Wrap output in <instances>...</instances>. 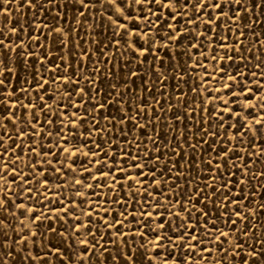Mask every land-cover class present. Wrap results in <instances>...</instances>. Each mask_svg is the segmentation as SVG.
I'll return each mask as SVG.
<instances>
[{"label":"snow or ice","instance_id":"snow-or-ice-1","mask_svg":"<svg viewBox=\"0 0 264 264\" xmlns=\"http://www.w3.org/2000/svg\"><path fill=\"white\" fill-rule=\"evenodd\" d=\"M11 4L0 264H264V0Z\"/></svg>","mask_w":264,"mask_h":264},{"label":"rangeland","instance_id":"rangeland-1","mask_svg":"<svg viewBox=\"0 0 264 264\" xmlns=\"http://www.w3.org/2000/svg\"><path fill=\"white\" fill-rule=\"evenodd\" d=\"M17 7L18 6L16 4V0H12V4L8 6L9 17H10L9 18V28H11V25L15 24L18 20L25 21L24 28H25L26 31L24 33H21V35L24 37V40L26 41L27 40V34L26 33H27V31H30V29L27 28V23H26V21L28 20V16L24 14V12H25L24 9H21L19 12L16 11ZM69 15H71V13H69ZM0 18H2V17H0ZM262 19H264V17H262ZM0 26H2V25H0ZM76 27L79 28L80 24H76ZM90 27H91V21H89L88 24L86 25V28H90ZM106 31H107L106 29L104 31H100L96 38L99 40L103 35L106 34ZM258 34L260 36L261 41H264V25H260L259 26ZM252 38L253 37L250 35L248 37V41H251ZM77 39L79 40L80 37L78 36ZM85 39H90V38L85 36ZM81 43H83V41H81ZM84 47L91 48V49H93V51H95V46L92 45L90 42L88 44H85ZM37 51H42V49L38 48ZM74 52H75V58L77 60H79V58L82 56V52H81L79 46L74 49ZM56 53H59L60 55H70V54H67L66 51H62L61 48L58 46L56 49L51 50L49 52V56L52 57V58H55ZM257 54H259V53H257ZM100 55L101 54L99 52H95V55L92 57V61L91 62H94L95 60L99 59ZM221 55H223V53H221ZM125 59H127V57H125ZM85 60H86V62H88L87 58H85ZM57 63H61V62L57 61ZM205 63H208V62L205 61ZM253 63H255V61H253ZM53 67H54L53 64H51V63L48 64V68L49 69H52ZM61 67H63L62 63H61ZM249 67H251V65H249ZM261 67L264 68V65H262ZM211 69H212V65L209 64V71L210 72H211ZM40 71L41 72L44 71L43 66L40 67ZM245 71H247V69H245ZM57 72H59V69H57ZM26 78L30 80L31 76H27V74H26ZM49 79H51V76H49ZM97 80H99V77H97ZM261 82L264 83V81H261ZM138 83L140 84V87L143 88L142 81L138 82ZM211 83H212L213 87L217 86L214 80ZM133 87H136V86L133 85ZM149 87H151V85H149ZM168 87H169V91H170L171 90V82H169V86ZM184 87H185V90H187V86L185 85ZM55 88H56V85L53 84L52 87L49 88V93H52ZM41 94L43 95V92ZM32 95L34 97L35 93H33ZM59 96H60V94L56 93V98L57 99H59ZM77 102H79V101L77 100ZM25 103H27V101H25ZM49 103H52V101H49ZM112 111L115 112L116 109L113 108ZM141 123H144V121L141 120ZM65 131H67V129H65ZM134 131H136V134H139L138 130H134ZM154 134L155 133H153V135ZM37 139L39 140V137ZM21 143H23V141H21ZM120 143L123 144V141L121 140ZM149 147H151V145H149ZM84 150L86 151L87 149H84ZM26 151H27V149H26ZM84 162H85L84 159L81 158V164H83ZM261 167L264 168V165H262ZM146 171H147V169H146ZM109 183H111V181H109ZM249 187H251V185H249ZM261 191L264 192V189H261ZM257 200H260L261 202H264V197H262L260 195V193H257ZM259 215H260L261 219L258 222L254 220V223H258L259 224V227L261 228V235H264V212H260ZM33 230H36L35 227H34ZM225 246H227V245H225ZM210 247H211V245H210ZM245 247H247V245H245ZM205 255H207V254H205ZM216 255L219 256V252H216ZM189 259L193 260L194 258L193 257H189ZM89 264H92V262H89ZM194 264H201V262H199L198 259H197V260L194 261ZM203 264H209V262L208 261H204ZM211 264H216V262L213 260V261H211ZM230 264H243V261L237 259L236 261H230Z\"/></svg>","mask_w":264,"mask_h":264}]
</instances>
